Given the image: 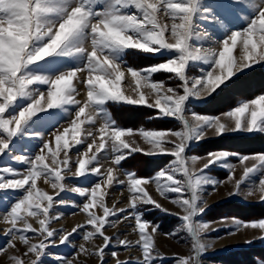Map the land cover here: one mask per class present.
Wrapping results in <instances>:
<instances>
[{
    "label": "snow or ice",
    "instance_id": "snow-or-ice-1",
    "mask_svg": "<svg viewBox=\"0 0 264 264\" xmlns=\"http://www.w3.org/2000/svg\"><path fill=\"white\" fill-rule=\"evenodd\" d=\"M145 54L154 62L141 66ZM256 69L264 0H0L4 264H208L220 232L242 229L264 245V216L206 211L222 185L264 203V151L196 152L209 137L264 138ZM218 101L227 107L214 110ZM133 106L167 126H125L113 114ZM134 153L166 162L140 174L126 167ZM155 210L175 218L168 230L149 218ZM77 213L85 219L70 229L53 226ZM160 235L187 252L163 250Z\"/></svg>",
    "mask_w": 264,
    "mask_h": 264
},
{
    "label": "rangeland",
    "instance_id": "rangeland-1",
    "mask_svg": "<svg viewBox=\"0 0 264 264\" xmlns=\"http://www.w3.org/2000/svg\"><path fill=\"white\" fill-rule=\"evenodd\" d=\"M156 54H145L142 57H139L137 59V63L143 62L144 64L152 63L154 62L151 57L155 56ZM252 67L255 68L253 65ZM246 71V70H245ZM264 74V70L261 69H256V72L254 73V76L256 78L257 84H259L260 77L261 75ZM224 83H227V81H224ZM223 84L220 85L222 87ZM227 105L223 101H218L214 108L221 109V108H226ZM135 113H127L125 115L123 113V116L132 119ZM137 115V114H135ZM136 117V116H135ZM134 118V117H133ZM136 139L140 141L142 146H147L145 145L143 140H140L138 134L135 136ZM218 137H209L205 143H216L215 140H217ZM228 138H232L231 136L226 137L224 139H221L219 137V142L227 143L230 140ZM235 139V138H232ZM223 140V141H222ZM230 144H235L230 142ZM231 146V145H230ZM232 147V146H231ZM136 153L133 154L132 160L134 164H136L135 160L137 156L134 157ZM136 166V165H135ZM127 167V165H126ZM144 172L141 170L140 174H143ZM226 176V175H225ZM224 176H222L221 179H223ZM39 183V182H38ZM44 186V185H41ZM230 185L224 186L222 185L220 189L216 193H212L211 195L207 196V210H212L213 206H216L215 204L224 201V200H229V199H237V201H241L242 203H245L244 205L240 206V209H226L225 213L228 215H238L235 217L241 218V219H252L256 216H264V203L258 202L255 198H249L247 200L243 199L242 197H229L225 195V192L230 188ZM11 191V190H10ZM4 194V190H0V197H2ZM70 197L73 195L72 193L68 194ZM116 196H119V192L115 193ZM153 195H156L153 189ZM159 199V197H157ZM166 206L170 208H174L175 206L172 205L169 201H162ZM248 204V205H247ZM249 204H257L255 206H249ZM215 208V207H214ZM217 209V207H216ZM222 209V208H221ZM230 209V210H229ZM260 209V210H259ZM259 211V213H258ZM211 212V211H210ZM217 212V211H216ZM236 213V214H234ZM254 215V216H253ZM253 216V217H252ZM158 217V218H157ZM208 219L211 220H218L219 218H212L211 214L208 213L207 215ZM149 218H154L158 220L161 223V227L163 230H168L174 223L175 218L170 216L169 214L162 213L158 210L151 211L149 213ZM85 219V216L83 214L77 213L76 216H71L68 215L65 219L59 220L58 224L53 225L54 227H58L59 225H64L67 228H71L75 223L82 222ZM7 225L0 220V236H2L3 229ZM109 231H112L111 229ZM130 231V230H129ZM210 236L215 235L214 233H210ZM259 231L255 229H242L240 233L235 234L234 236L231 237H226L224 236L223 232H220V236L223 237V239H220L216 241L214 250H209V260L208 264H212V261H215L216 264H251V262L254 259H259L261 257V253H264V245H262L258 240H252L253 236H258ZM246 240H252L251 244H246ZM80 241H77L79 243ZM158 243L162 247L163 250L171 253V252H176V253H186L188 250V246L184 243H178L174 239H169L166 238L162 235L158 237ZM127 253H121V256H125ZM5 258L3 256H0V264H4ZM94 258H90L88 261V264H93Z\"/></svg>",
    "mask_w": 264,
    "mask_h": 264
},
{
    "label": "crops",
    "instance_id": "crops-1",
    "mask_svg": "<svg viewBox=\"0 0 264 264\" xmlns=\"http://www.w3.org/2000/svg\"><path fill=\"white\" fill-rule=\"evenodd\" d=\"M133 107H145V108H147V106H133ZM215 109H217V108H214V110ZM231 137L235 138V139L228 138L230 141L227 142L226 144L223 142H219V140H220L219 137L217 138V140H215L216 141L215 144L214 143H212V144L202 143L198 146V148L196 149V152L198 154H203L204 151L210 150V149L216 148V147H224V148H227V149H230L233 151H245V152H248V151H264V138H261L259 136L253 137V136H247V135H231ZM230 142L235 143V144L234 145L230 144L232 146L231 147L229 145ZM135 156H137V158L135 159V160H137L136 164H134V162L132 161V160H134V158H130V163L127 165V167L135 169L138 173H140V171L142 170L144 172L143 174L153 172L156 165L159 164L160 166H163V163L166 162V160H164L163 157L154 158L153 156H150V155L145 154V153H136L134 155V157ZM214 174L217 175L219 178H222V176H224V178H225L226 170L221 168V169L217 170ZM215 205L216 206H213V208H211L212 210L206 209L207 215H208V213H210L212 218H219L221 216H238V215H228L225 213V211H226V209H228L230 207H231L230 209H232V210L233 209H240V206L241 205L245 206V203H242L241 201L239 202V201H237V199H229V200L221 201ZM255 205H257V204H249V206H255ZM216 207H217V209H216ZM255 207H257V206H255ZM258 213H259V211H258ZM234 214H236V213H234ZM254 218H256V216Z\"/></svg>",
    "mask_w": 264,
    "mask_h": 264
},
{
    "label": "trees",
    "instance_id": "trees-1",
    "mask_svg": "<svg viewBox=\"0 0 264 264\" xmlns=\"http://www.w3.org/2000/svg\"><path fill=\"white\" fill-rule=\"evenodd\" d=\"M139 64L141 66L144 65L143 62H140ZM112 110H113V114L117 117V119L125 126H137L138 127L141 124H143L145 127L167 126L165 123H162V122H159L158 124H153L152 122H149L147 120V117L151 115V113L154 111L149 108H145V107L119 108L117 107ZM130 112L135 113L137 115L134 114L133 116L134 118L132 117V119L129 120V118L127 119V117L123 116V113L127 115V113H130Z\"/></svg>",
    "mask_w": 264,
    "mask_h": 264
}]
</instances>
